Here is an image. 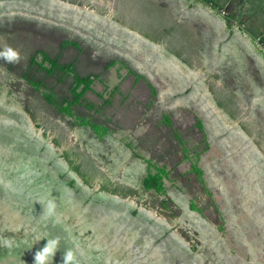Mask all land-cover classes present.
<instances>
[{
	"label": "rangeland",
	"instance_id": "1",
	"mask_svg": "<svg viewBox=\"0 0 264 264\" xmlns=\"http://www.w3.org/2000/svg\"><path fill=\"white\" fill-rule=\"evenodd\" d=\"M227 1L0 0V264H264V0Z\"/></svg>",
	"mask_w": 264,
	"mask_h": 264
},
{
	"label": "crops",
	"instance_id": "2",
	"mask_svg": "<svg viewBox=\"0 0 264 264\" xmlns=\"http://www.w3.org/2000/svg\"><path fill=\"white\" fill-rule=\"evenodd\" d=\"M227 3H230V5L234 7V12L237 13V15L242 16V14L246 12V2L244 0H228ZM181 4L182 5L180 6V8L178 7L180 11H183L185 13L194 12L196 14V20L203 21L202 23L206 26H209V28L215 27L214 21H219V23L220 21L222 22V18L219 17L211 7L201 2V0H181ZM243 22L246 24L245 21ZM118 26L120 25H118L117 22L112 25V27L115 28ZM245 35V31L239 30L237 26L232 24L229 29L226 30L225 43L229 45L228 49L230 48L231 51L241 52H243L244 49H247L248 47L245 46V42L248 40V38ZM238 40L240 41V43L235 44V42H237Z\"/></svg>",
	"mask_w": 264,
	"mask_h": 264
},
{
	"label": "clouds",
	"instance_id": "3",
	"mask_svg": "<svg viewBox=\"0 0 264 264\" xmlns=\"http://www.w3.org/2000/svg\"><path fill=\"white\" fill-rule=\"evenodd\" d=\"M22 59L21 53L18 49L11 45L0 47V61H6L7 63L16 64ZM8 187H11L9 182ZM56 208L55 201L49 200L47 204V213L51 215ZM40 240L39 238L37 241ZM60 237L47 239L46 244L34 254V264H52L55 253L59 248ZM4 246L12 249L13 247H18V244L12 239H5L3 241ZM60 264H79L74 251L72 249L67 250L63 253V260Z\"/></svg>",
	"mask_w": 264,
	"mask_h": 264
},
{
	"label": "built area",
	"instance_id": "4",
	"mask_svg": "<svg viewBox=\"0 0 264 264\" xmlns=\"http://www.w3.org/2000/svg\"><path fill=\"white\" fill-rule=\"evenodd\" d=\"M256 45L260 51V54L264 56V41L261 40L260 38H257Z\"/></svg>",
	"mask_w": 264,
	"mask_h": 264
}]
</instances>
